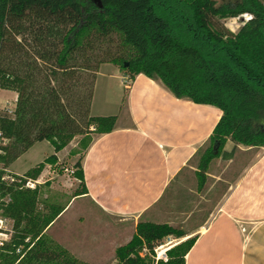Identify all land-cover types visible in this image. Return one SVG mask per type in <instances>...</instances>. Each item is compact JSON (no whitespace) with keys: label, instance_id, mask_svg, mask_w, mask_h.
Listing matches in <instances>:
<instances>
[{"label":"trees","instance_id":"obj_1","mask_svg":"<svg viewBox=\"0 0 264 264\" xmlns=\"http://www.w3.org/2000/svg\"><path fill=\"white\" fill-rule=\"evenodd\" d=\"M100 3L0 0V89L16 94L11 115L0 114V217L11 222V234L0 240V264H90L47 239L45 230L63 206L40 201V184L29 188L24 181H35L46 164L67 169L58 163L57 152L79 135L82 154L72 167L78 182L71 196L87 193L84 152L95 135L115 128L118 117L90 113L101 63L118 66L129 79L142 73L177 98L221 110L198 157V188L214 158L231 156L238 144L264 146L261 0L225 5L216 0ZM244 13L250 17L236 32L215 19ZM228 139L234 143L229 151L224 150ZM41 140L48 141L53 152L22 174L11 175L10 181L5 179L8 164ZM185 234L180 226L140 220L131 238L115 248V264H185L195 237L168 247L165 259L155 254L164 238Z\"/></svg>","mask_w":264,"mask_h":264},{"label":"crops","instance_id":"obj_2","mask_svg":"<svg viewBox=\"0 0 264 264\" xmlns=\"http://www.w3.org/2000/svg\"><path fill=\"white\" fill-rule=\"evenodd\" d=\"M101 77L104 98L96 103ZM113 78L118 80L114 86ZM126 79L128 75L112 63H101L98 67L90 113L117 114L116 126L108 133L95 135L84 152L81 164L87 193L70 196L45 232L78 201L108 218L99 221L106 227L102 231L79 235L101 251H114L127 242L136 223L142 220L182 227L186 234L174 238L175 243L195 237L185 255V264H264V146L238 144L231 156L210 162L207 177L220 179V174L209 172L215 160L232 161L240 150L250 154L201 221L186 228L184 221L161 220L168 213H164L163 207H170L166 202L170 189L180 184L183 174L195 175L198 154L208 144L221 110L177 98L159 80L142 73L135 74L128 84L124 83ZM15 98L12 91V106ZM112 105L115 110H109ZM31 146L15 159L26 155ZM67 146L57 152L58 163ZM233 146V141L228 139L224 150L229 151ZM10 165L4 170L16 175L27 169L18 173ZM50 170L53 171L49 164L43 166L34 183L40 184V177Z\"/></svg>","mask_w":264,"mask_h":264},{"label":"rangeland","instance_id":"obj_3","mask_svg":"<svg viewBox=\"0 0 264 264\" xmlns=\"http://www.w3.org/2000/svg\"><path fill=\"white\" fill-rule=\"evenodd\" d=\"M234 1L238 0H216V4L225 5ZM261 1L264 3V0ZM249 17V14L244 13L236 17L215 19L217 23L224 25L226 29L236 32ZM114 45L115 43L110 42L108 47L114 50ZM102 47H106V44H103ZM103 49L104 48H102V51ZM119 70L127 74L125 70L120 68ZM100 79L101 80L97 85L95 94L96 103H101L104 98V82L102 81V77ZM111 80L113 81V86L118 81L114 78ZM128 82L129 79L124 81L126 84H128ZM11 99L12 91L0 89V114L11 115L13 109ZM114 108V105H112L109 110H115ZM80 138L81 136L79 135L75 136L67 144L68 146L66 145L67 148L63 152L64 156L60 161V165H63L68 170H73L72 167L74 162L82 154V149L78 143ZM73 151L76 153L72 154ZM52 152V146L48 141H36L32 144L26 155L21 156L18 159H14V161L11 162L10 169L14 172L20 173L26 168L41 161L43 157L50 155ZM249 157V151L240 150L235 152L232 161L222 158L215 160V162L211 164L209 172L213 175L220 174L218 176L220 179L206 176L205 183L201 188H198L199 183L196 172L195 175L192 172L183 174L180 178V184L174 185L166 196V202H169L167 205H170V207H163L164 213H168L167 215L160 217L161 220L171 218L175 221H184L186 228H190L197 222L201 221L212 205L216 203L222 195L223 190L227 185L226 182L234 179ZM6 173H8V175H5L4 178L8 181L13 179L12 176L16 175L10 172ZM72 177L71 172L67 170L61 171L58 166L55 170L53 169V171L50 170L49 172L43 174L39 180V200L60 207L66 204L77 183ZM85 205L86 206H82L78 201L74 203V205L62 216V218H60V220H58L45 232V236L53 243L67 247L72 254L80 260L86 261L90 264H115L116 262L113 250L104 249L101 251L100 249L95 248V244H89L87 240L80 238V234L86 235L102 231V229H105L106 227H103L104 225L100 223L101 220L108 221V218L99 212L97 213L92 206L88 204ZM0 218L2 219L0 222V227L2 229L0 239H5L6 236L11 234V222L3 217ZM173 243H175L174 238H164L161 241V244L155 248L156 257L158 255L159 258H161L165 250Z\"/></svg>","mask_w":264,"mask_h":264},{"label":"built area","instance_id":"obj_4","mask_svg":"<svg viewBox=\"0 0 264 264\" xmlns=\"http://www.w3.org/2000/svg\"><path fill=\"white\" fill-rule=\"evenodd\" d=\"M0 141H4L3 139L1 140L0 139ZM65 170H67V171H69V172H73V170L71 169V170H68V169H65ZM33 184H34V181L33 180H31V179H26L25 181H24V185L26 186V187H32L33 186ZM1 218H0V222H1ZM0 233H2V229H1V227H0ZM6 235V234H5ZM9 237V235L8 236H6L5 237V239H7ZM1 240V239H0ZM157 257L159 258V256L157 255ZM161 258H163V259H165V255L163 254V256L161 257Z\"/></svg>","mask_w":264,"mask_h":264},{"label":"water","instance_id":"obj_5","mask_svg":"<svg viewBox=\"0 0 264 264\" xmlns=\"http://www.w3.org/2000/svg\"><path fill=\"white\" fill-rule=\"evenodd\" d=\"M94 3H96L98 6H101L100 0H92Z\"/></svg>","mask_w":264,"mask_h":264},{"label":"bare ground","instance_id":"obj_6","mask_svg":"<svg viewBox=\"0 0 264 264\" xmlns=\"http://www.w3.org/2000/svg\"><path fill=\"white\" fill-rule=\"evenodd\" d=\"M163 253V252H162Z\"/></svg>","mask_w":264,"mask_h":264}]
</instances>
